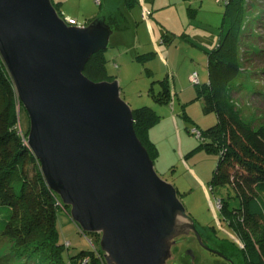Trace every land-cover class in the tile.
<instances>
[{"label": "water", "instance_id": "95a60500", "mask_svg": "<svg viewBox=\"0 0 264 264\" xmlns=\"http://www.w3.org/2000/svg\"><path fill=\"white\" fill-rule=\"evenodd\" d=\"M114 33L105 17L70 26L53 0H0V55L48 187L101 236L105 264H167L182 238L199 237L197 223L157 173L119 82L84 73Z\"/></svg>", "mask_w": 264, "mask_h": 264}, {"label": "rangeland", "instance_id": "374dc122", "mask_svg": "<svg viewBox=\"0 0 264 264\" xmlns=\"http://www.w3.org/2000/svg\"><path fill=\"white\" fill-rule=\"evenodd\" d=\"M56 1L62 2L60 6L61 17L70 26H87L89 21L102 17L110 21L116 15L114 19L122 31L114 33L110 46L106 50V55L109 59L108 72L110 76H113L119 82L122 98L131 108L129 97L143 98L144 100H150V103H154L159 107L156 112L161 117L164 116L163 111L179 116L182 131L188 135L190 148L193 150V154L184 159L180 153V139L176 128L177 142L175 137H171V143L167 148L164 147L166 144L161 146L162 149L160 150H162L163 157L166 153L167 156L162 162L155 163L157 173L163 180L176 187L187 213L199 227L207 229L210 236H212V230L217 229L220 239L217 242L226 244L223 250L232 258L233 263L247 264L244 253L234 245L235 243L240 248L245 249L244 243L228 227L229 220H224L221 216L222 198L226 200L230 198V202L234 207L239 206L240 201L230 187H219L214 191L212 190L211 181L219 157L215 153L207 152L204 149L194 152L201 143L189 131L191 126H194L193 129L197 124H200L202 129L209 128L216 124L217 117L214 114L204 113L203 103L197 98L198 86L189 83L188 77L185 78L184 76V71L191 67L192 61L195 60L197 68L192 69V71L199 74L202 84L208 81L205 48H209V37L214 35L219 39L225 8L217 4L215 0H145L146 3L142 0L144 5L139 0V5L131 11L125 9V0H101V3H98L97 0ZM260 5L262 6L257 12H248L250 19L244 27L247 33L244 38V45L246 46L243 45V48L249 49L252 46L255 48V53L248 56L250 61L246 64V69H248L245 72L246 76H244L241 84L238 83L240 84L239 90L234 94L233 100L241 116L255 128L264 125V72H261L264 69V53L258 54L259 49L264 50V11H262L264 0L257 1V6ZM146 8L151 9L153 17ZM191 8L194 9L195 18H191L189 15V9ZM141 10L142 14L140 16ZM144 16L148 21L144 20ZM149 21L153 23V31L158 46L170 49V53H166L165 57L168 58L172 54L173 61L171 62L178 65L179 73H182V78L177 75L175 83L172 76V71L175 74L173 65L170 63L167 66L160 57H156V54H152L150 58L146 57L143 62L132 60L135 55H148L155 52L152 49L155 47V41L152 35L153 32L150 31ZM251 23L254 30L250 29ZM164 34L169 38L166 44L162 41ZM118 53L125 56L124 61H127L125 67H123L120 60L114 61L112 59V55ZM164 79H167L171 90L173 89L177 97L175 112H173L170 105L162 104L159 106L149 94L152 86L155 92H158L161 89L160 81ZM179 97L184 101L180 102ZM183 113L188 115V119L184 118ZM17 115L19 128L27 140L30 130V118L25 108H22L21 103H17ZM202 119L203 121H201ZM211 121H214V123H211ZM174 127H176V124H174ZM169 134H172V132L170 131ZM174 143H176V147ZM196 173L202 177L205 184L198 179ZM204 186H206L207 191ZM58 207L59 244H64V251H69L72 256L81 251L93 249L102 257L101 253L97 251V249H100L101 237L92 233H84L71 218L70 208L68 210L61 199ZM257 208L261 210L263 218L260 221L264 225V195L261 196ZM240 223L244 226L245 231H248L257 239L262 230L261 225H258L257 231L254 230L256 223L249 224L243 219ZM238 239L240 243L237 242ZM176 248L181 251L183 249L182 246ZM176 248L174 250L175 256L178 254ZM48 249H51V245L39 247L38 250L28 255L24 251H19L13 242L10 243V241L0 236V264H47L45 255ZM195 252L198 258L197 264H230L199 247L196 248ZM167 264L180 263L178 258L176 260L172 258Z\"/></svg>", "mask_w": 264, "mask_h": 264}, {"label": "trees", "instance_id": "16d2710c", "mask_svg": "<svg viewBox=\"0 0 264 264\" xmlns=\"http://www.w3.org/2000/svg\"><path fill=\"white\" fill-rule=\"evenodd\" d=\"M215 1L223 6L225 11L218 43L214 47L205 48L208 81L202 84L199 77V83L194 84L190 79L191 75L189 80L192 85L198 86L197 98L203 103L204 113L214 114L217 122L206 129L195 126L203 132L204 137L203 140H198L201 144L194 152L204 149L218 155L219 159L211 181L212 190L230 187L240 201L239 206L234 207L230 198L227 200L222 198L221 216L224 220H229L228 227L244 243L245 249L235 243L234 245L244 253L247 264H264V225L260 221L263 218L261 210L257 208L261 196L264 195V125L255 128L241 116L233 103L234 94L239 90L248 70L246 69V64L250 61L248 56L255 53L252 46L249 49L243 48L247 33L244 27L250 19L248 12H257L262 5L257 6L258 0ZM53 4L62 16L60 13L62 3H55L53 0ZM138 5L139 0L124 1L127 11ZM146 9L153 17L151 9ZM193 10L189 9L191 18H195ZM115 16L107 22L115 32L122 31L114 19ZM90 22L92 21H89V24ZM250 26V29L254 30L252 23ZM162 41L166 44L169 38L165 35ZM259 51L260 55L264 53V50ZM152 54L155 55V52L135 55L134 60L143 62ZM108 60L106 50L93 55L87 64L85 75L95 82L116 80L108 72ZM261 72H264V69ZM160 84L161 89L158 92H155L152 86L149 94L155 103L168 104L171 99V87L167 79L160 81ZM17 103L21 102L16 86L0 55V236L10 243L13 242L19 251H24L28 255L39 247L51 245V249H48L45 255L47 264L105 263L103 257L93 249L71 256L69 251H64V244H59L58 205L61 198L48 187L40 162L19 128ZM133 115L136 133L156 163L159 150L151 141L149 132L162 117L155 108L148 106L133 109ZM183 116L188 119L187 114L183 113ZM192 127L194 126L190 127L191 130ZM192 154L193 150L185 159ZM67 208L69 210V207ZM241 219L249 224L256 223L254 230L258 231V225L262 226L257 239L245 231L240 223ZM97 251L102 255L101 248Z\"/></svg>", "mask_w": 264, "mask_h": 264}, {"label": "crops", "instance_id": "0c3cea01", "mask_svg": "<svg viewBox=\"0 0 264 264\" xmlns=\"http://www.w3.org/2000/svg\"><path fill=\"white\" fill-rule=\"evenodd\" d=\"M54 1L56 3H58L56 0H54ZM59 2L62 3L61 1H59ZM144 2L146 3L145 0H144ZM142 3L143 2L141 0V4ZM142 5H144V4H142ZM141 14H142V10L140 12V16H141ZM144 18H145L144 19L145 21H148L145 16H144ZM149 24H150V31H151V33L153 32L152 35H153L154 41H155V47L152 48V49L155 50L156 57L157 58L160 57L166 63L167 66H169L170 63L173 65V69L175 71V74H173V71L172 70L171 71H172V76L174 78V83H175L176 82L177 75H180L179 78H182V73L181 74L179 73L180 71H179L178 65H175V63L173 64L171 62V61H173L172 54L168 57L169 60H170V62H169L168 58L165 57L166 56V53L167 54L170 53V49H164L165 47L164 48H160V46H158V43L156 41L157 38H156V35H155L154 31H153V26H152L153 23H150V21H149ZM123 32H125V31H123ZM208 43H209L208 44L209 45V48L214 47L218 43V38L213 35V37H209L208 38ZM112 59L115 60V61L116 60H120L123 63L122 64L123 67H125V65L127 63V61L126 62L124 61L125 56L122 55L121 53L112 55ZM132 60L134 61V59H132ZM123 67H121V68H123ZM194 68H197V63H196L195 60L192 61L191 67H189L186 71H184L185 78L187 76L188 79H189L190 75H192L193 73H195L194 71H192V69H194ZM189 83H190V80H189ZM175 87H176V85H175ZM175 91H176V89H175ZM128 99H129V101H130L133 109H137V108L142 107V106H151V107L159 110V107H157L154 103L153 104L150 103V100H144L143 98L137 99L136 97L135 98L134 97H129ZM176 99H177V97L175 96V94L173 92V89H172L171 90V99H170V102L168 104H166V105H170V107L173 110V112L176 111V101H177ZM179 99H180V102L184 101V99H182L181 97H179ZM160 105L161 104H159V106ZM162 114L164 116H162L163 118H161V121L159 123H157L155 126H153L150 129V132H149V137H150L151 141L157 146V148L159 150V157L156 160V164L162 162V160L164 158H166V156H167V153H166L165 154V157H163L162 150H160V149H162L161 146L166 144L164 147L167 148V146L171 143V141H170L171 140V137H175L176 138V142H177V135L175 133L176 132L175 131L176 128H177V132L179 134V139H180V148H181L180 149V153H181V155L185 159V156L188 155L192 151V148H190L191 146H190V143L188 141V138H189L188 135L186 133H183V131H182V128L180 126L181 123H180V120H179V116H177L175 114H172L171 115L167 111L166 112L163 111ZM201 121H203V119ZM211 123H214V121H211ZM174 124H176V127H174ZM197 127H199V128L202 129V127H200V124H197ZM170 131L172 132V134H169ZM174 145L176 147V143H174ZM196 175H197L198 179L203 184H205V182L202 179V177L199 176L197 173H196ZM204 187H205V189L207 191L206 186H204Z\"/></svg>", "mask_w": 264, "mask_h": 264}, {"label": "flooded vegetation", "instance_id": "af4514ba", "mask_svg": "<svg viewBox=\"0 0 264 264\" xmlns=\"http://www.w3.org/2000/svg\"><path fill=\"white\" fill-rule=\"evenodd\" d=\"M197 230L199 233V237L192 233L188 237L182 238L183 241L180 242L177 246H182V251L177 249L178 254H174L173 259H179L180 264H197V254L196 248L199 247L200 249L211 253L212 255L218 256L223 260L229 262L230 264H234L231 257L226 254V251L223 250V247L226 245L223 242H217L220 240L217 234V229L212 230V236L209 235L207 229L204 227H199L197 224ZM207 231V232H206ZM237 242L240 243L239 239ZM215 245V246H214ZM176 246V247H177Z\"/></svg>", "mask_w": 264, "mask_h": 264}, {"label": "built area", "instance_id": "2783aa9c", "mask_svg": "<svg viewBox=\"0 0 264 264\" xmlns=\"http://www.w3.org/2000/svg\"><path fill=\"white\" fill-rule=\"evenodd\" d=\"M97 2L100 3V0H97ZM190 79H191V81H192L194 84H198V83H199V76H198L197 73L192 74L191 77H190ZM191 133H192V135H193L196 139H198V140H203V137H204V136H203V132H202L199 128H197V127L193 128V129L191 130ZM219 205H220V202H219ZM219 208H220V207H219Z\"/></svg>", "mask_w": 264, "mask_h": 264}]
</instances>
